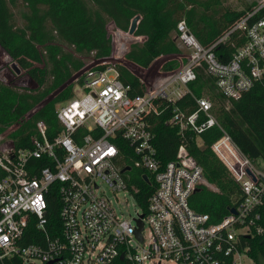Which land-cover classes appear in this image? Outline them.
Here are the masks:
<instances>
[{
    "label": "built area",
    "instance_id": "obj_1",
    "mask_svg": "<svg viewBox=\"0 0 264 264\" xmlns=\"http://www.w3.org/2000/svg\"><path fill=\"white\" fill-rule=\"evenodd\" d=\"M111 24L112 51L107 58L99 59L92 52L87 55L90 62H85L87 56L63 46L84 67L70 82L73 98L57 106L63 128L57 138L49 140L43 122L38 123L30 149L18 150L12 139L0 135V169L6 173L0 180V261L256 264L248 254V241L264 232L260 213L264 171L222 129L214 102L197 98L190 85L203 69L228 103L241 99L256 84L264 85V0H255L209 46L198 40L185 20L180 21L174 38L184 61L173 71L138 68L145 71L143 78L138 76L144 92L136 96L120 79L119 68L132 47L147 38ZM221 46L234 48L227 62L217 55ZM187 95L197 104L192 112L176 105ZM168 108L171 117L167 124L178 129L183 143L175 160L164 166L157 155L150 119ZM214 128L224 135L211 149L240 185L242 196L234 207L236 213L230 211L217 223L190 205L197 189L217 193L219 189L206 179L185 145L189 134L202 143L201 135ZM113 140L122 148L129 147L131 153H123ZM34 159L45 166L32 162ZM138 171L143 173L141 181L146 187L138 184ZM52 189L59 198V227L50 226L48 217ZM121 197L132 201L134 214L125 213ZM31 227L36 233L30 237L37 243L25 244Z\"/></svg>",
    "mask_w": 264,
    "mask_h": 264
},
{
    "label": "trees",
    "instance_id": "obj_2",
    "mask_svg": "<svg viewBox=\"0 0 264 264\" xmlns=\"http://www.w3.org/2000/svg\"><path fill=\"white\" fill-rule=\"evenodd\" d=\"M224 1L0 0V47L30 81V88H22L0 80V125L6 128L14 126L8 136L18 150L32 147V139L38 135L39 122L46 125L47 136L54 141L63 129L57 116V106L73 98L74 86L70 82L84 67V62L75 53L87 56L96 52L99 59L109 57L112 44L107 26L110 23L128 31L133 19L140 16L136 35L147 40L132 47L127 61L148 69L161 57L182 54L174 38L180 21L185 20L198 40L209 46L255 5L252 2L242 12L228 10L221 13ZM15 10H19L21 22L17 20ZM63 46L74 47L75 53ZM233 50L231 46H221L217 55L222 62H227ZM179 67L180 64L173 60L164 65V70L173 71ZM119 70L122 82L131 87V95L143 94L144 86L139 77L126 67L121 66ZM197 75V81L190 85L193 94L197 98L208 95L217 105L219 124L243 155L252 162L264 161V85L256 84L241 99L228 103L217 94L211 76L203 69H199ZM176 105L190 112L197 107L190 95ZM162 107L165 108L166 104ZM170 108L150 119L156 136L157 155L164 166L175 160L183 143L178 129L167 124L171 117ZM223 135L219 128H214L201 135L202 145L193 134H189L185 141L206 179L219 189L217 193L201 188L190 198L191 207L209 215L213 223L220 222L242 199L240 185L211 149ZM113 142L121 146L118 141ZM122 151L131 153L129 147L122 148ZM32 162L45 166L42 160L34 159ZM142 174L138 171V184L146 187L141 181ZM5 175L0 169V180ZM59 205V198L52 189L49 192L50 226L61 225ZM260 213L264 229V205ZM35 233V228H29L25 244L37 243L30 237ZM248 247V254L255 263L264 264V232L252 237ZM0 264L3 263L0 261ZM116 264L130 263L118 260Z\"/></svg>",
    "mask_w": 264,
    "mask_h": 264
},
{
    "label": "rangeland",
    "instance_id": "obj_3",
    "mask_svg": "<svg viewBox=\"0 0 264 264\" xmlns=\"http://www.w3.org/2000/svg\"><path fill=\"white\" fill-rule=\"evenodd\" d=\"M252 2H255V0H225L223 3V6L221 8V13L226 12L228 10H232L235 12H242L244 11L248 5H250ZM22 9V8H20ZM15 12L17 13V20L19 22H21V18L18 14L19 10H15ZM113 24H109L108 26V31L111 34V30L113 28ZM91 58H89L88 56L84 58L85 62H90ZM175 60L176 62H178L179 64L181 63V61H184L183 56H176V57H162L157 59V61L153 64L152 67H150V70H153L154 72H157V70L160 67L164 68V65H166L167 63L171 62ZM16 64L9 55L6 54V52L0 47V80H2L4 83L13 85V86H17V87H22V88H30V81L29 78L26 76V74L22 71L21 74H17L15 72V70L12 68L13 65ZM123 67H127V68H131V70H133V72L139 76L140 78H143V75L145 74V71H142L140 69H138L137 67H133V65L131 64V62L125 60L122 63ZM205 97H208V95H205ZM215 104V103H214ZM217 107V105H215V108ZM14 126L12 127H8L6 128L3 125H0V135L4 137V139H8L9 136L8 134L13 131ZM201 144V143H200ZM202 145V144H201ZM259 170L264 171V163L262 160H258L255 162L254 164ZM121 204L123 205V208L125 210V213L127 215L129 214H134L135 213V208L132 206V201L130 200H126L125 198L121 197L120 199Z\"/></svg>",
    "mask_w": 264,
    "mask_h": 264
},
{
    "label": "water",
    "instance_id": "obj_4",
    "mask_svg": "<svg viewBox=\"0 0 264 264\" xmlns=\"http://www.w3.org/2000/svg\"><path fill=\"white\" fill-rule=\"evenodd\" d=\"M140 19H141L140 16H136V17L133 19V21H132V23H131V26H130V29H129L130 34L133 35V34L136 33L137 28H138V25H139V21H140ZM12 68L15 70V72H16L17 74H21L22 71L20 70V68H19L16 64H14ZM125 170H130V168L128 167V168H126ZM247 172H248L249 175H252L251 172H250L249 170H247ZM145 180L148 181V178L145 177ZM199 190H200V189H197L196 192H198ZM231 212H232V213H236V210L233 208V209L231 210ZM121 260H123V257L121 258Z\"/></svg>",
    "mask_w": 264,
    "mask_h": 264
},
{
    "label": "crops",
    "instance_id": "obj_5",
    "mask_svg": "<svg viewBox=\"0 0 264 264\" xmlns=\"http://www.w3.org/2000/svg\"><path fill=\"white\" fill-rule=\"evenodd\" d=\"M175 36V35H174ZM162 58V57H161ZM157 61V60H156ZM132 65H133V67H137V68H141V67H139V66H137L136 64H133V63H131ZM153 66V65H152ZM127 68V67H126ZM127 69H129L132 73H134L133 72V70H131V68H127ZM135 74V73H134ZM136 75V74H135ZM137 76V75H136Z\"/></svg>",
    "mask_w": 264,
    "mask_h": 264
}]
</instances>
